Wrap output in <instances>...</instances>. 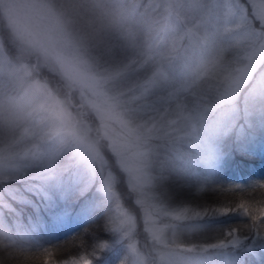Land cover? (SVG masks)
Wrapping results in <instances>:
<instances>
[{
	"label": "snow or ice",
	"instance_id": "6c2138e0",
	"mask_svg": "<svg viewBox=\"0 0 264 264\" xmlns=\"http://www.w3.org/2000/svg\"><path fill=\"white\" fill-rule=\"evenodd\" d=\"M89 13L120 58L97 54L98 30L81 26ZM0 37V264H23L38 233L103 208L112 238L98 239L96 259L122 247L131 261L123 252L113 264H264V198L174 209L167 190L219 184L230 139L242 152L264 145V0H0ZM93 189L103 199L88 212L81 199ZM249 190L264 193V180ZM125 197L140 210L143 255ZM233 214L251 224L216 242L180 238L177 222ZM43 256L57 264L52 249Z\"/></svg>",
	"mask_w": 264,
	"mask_h": 264
},
{
	"label": "trees",
	"instance_id": "16d2710c",
	"mask_svg": "<svg viewBox=\"0 0 264 264\" xmlns=\"http://www.w3.org/2000/svg\"><path fill=\"white\" fill-rule=\"evenodd\" d=\"M226 145L230 146L231 155L225 157L220 166L219 184L207 187L201 191L198 186H181L182 181L173 180L167 186V190L171 193V200L169 202L171 208L179 209L185 206H199L201 208L205 206L233 207L242 201L256 203L261 198H264V193L260 190H249V185L251 183L264 180L263 147H257V150L254 152L250 149L247 152H242L237 150L236 146L232 144L231 139L226 141ZM225 150L227 151L229 149L226 147ZM256 154L257 157L255 156ZM238 184L245 185L237 189L236 185ZM125 192L127 193L128 191ZM94 194H97L94 189L89 191L86 196L82 197L81 203H83L86 197H93ZM125 203L128 208L134 209L135 215L139 217L140 210L135 205L134 201L125 197ZM15 207L19 208L21 206L16 204ZM94 209L95 207H93L92 210ZM25 212L31 213L32 208H26ZM110 215L111 212H109V209L103 208L92 220L81 222V224L75 226L73 230L63 238L52 240L42 246L31 247L24 256L20 257L21 261L23 264H45L43 249L50 248L53 252L52 259L57 261V264H63V261L66 260L79 261L81 256H87L92 259L94 264H104L111 256H116L122 247H116L111 251L101 254L99 259L89 254L92 253L93 246L98 242V239L106 241L112 238L105 230L106 222ZM211 215L212 214L209 213V216ZM250 224L251 220L247 217L235 214L227 217H220L219 219H193L183 221L181 227L185 229V231L182 232L180 238L186 243H198L201 238H203L205 243H208L206 240H213V242H216L220 233H218L219 230L216 231L212 228L220 227L221 230H223V226L228 228L229 226H245ZM191 225H200L201 227H199V229L202 227L207 229L205 232H203V230L193 231L190 228ZM186 230H188L187 233ZM242 231L247 233V227H242ZM96 255L99 256L100 253ZM252 264H261L260 258L253 257Z\"/></svg>",
	"mask_w": 264,
	"mask_h": 264
},
{
	"label": "rangeland",
	"instance_id": "374dc122",
	"mask_svg": "<svg viewBox=\"0 0 264 264\" xmlns=\"http://www.w3.org/2000/svg\"><path fill=\"white\" fill-rule=\"evenodd\" d=\"M21 2H28V0H21ZM181 23H183V21H181ZM81 26L84 27L85 30H91L92 28H95V29L98 30L95 33L96 43H97V45H98V47L100 49V51L97 53L98 55H101L104 58H110V57L120 58L121 57L122 49L120 47V42L118 40L113 39L110 42H106L105 43L103 40L100 39L101 36H107L108 35V31L109 30L107 29L105 22H102L98 17H96L93 14L89 13V14H87L85 16V19L82 21V25ZM197 35H200V33H197ZM0 38H2V37H0ZM109 44L111 45L110 49H109ZM193 99H194V97L187 96V101H191ZM181 147L184 148L186 151H193V149L189 148L188 144H182ZM257 147H263V149H264V145L250 147L249 149L254 152V151L257 150ZM255 156L257 157V154ZM60 160H61V157H58L57 162L59 163ZM238 185L243 187L245 184L244 185L243 184H238ZM94 191H95V189H94ZM120 191H123V192L128 191V189L126 187V181H125L124 184H122L120 186ZM96 193L97 194L96 195L94 194L93 197H86L84 199L83 203H82V204H84L85 209L88 212L93 211L92 209H93V207H95L97 202H99L100 200L103 199V194L102 193H98V192H96ZM33 199H35V198H33ZM122 203L125 205V207H127L126 203H125V198L122 199ZM113 209H114V205H113ZM112 214L113 213L111 212V215ZM137 220H138V224H137L136 232L134 234V241L133 242H135L137 244L138 250H140L141 255H143V245H144V243H145V241L147 239V233L144 231V225H143L142 219L140 218V215H139V217H137ZM177 223H179L181 225L183 223V221H180V222H177ZM79 224H81V223H79ZM79 224H69V225H67V226H65L63 228L56 229L55 231H51V232H48V233L47 232L38 233L37 234L38 235V239H37L36 246H42V245L47 244L48 242H51L52 240H55V239L58 240V239L63 238L64 236L68 235L73 230V228L75 226H78ZM222 228H223V230H221L220 227H218V228L215 227V228H212V229L216 230V231L219 230L218 233H220V235H221V233L223 231H225L227 229V227L223 226ZM206 229L207 228L202 227V228H200L198 230H200V231L203 230V232H205ZM187 231L188 230H186V233H187ZM181 236H182V234H181ZM206 241L213 242V240H206ZM198 243H205V242L203 241V238H201L198 241ZM123 252H124V259L131 261L130 252H128V251H126V250H124L122 248L116 256H111L104 264H113V261L118 256L122 255Z\"/></svg>",
	"mask_w": 264,
	"mask_h": 264
}]
</instances>
